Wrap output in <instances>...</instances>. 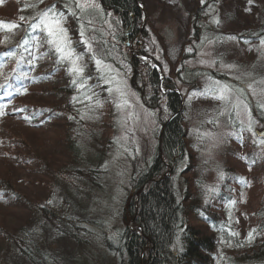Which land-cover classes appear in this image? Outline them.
<instances>
[{"label":"trees","instance_id":"1","mask_svg":"<svg viewBox=\"0 0 264 264\" xmlns=\"http://www.w3.org/2000/svg\"><path fill=\"white\" fill-rule=\"evenodd\" d=\"M140 1L98 0L103 12L108 10L113 14L124 36L130 38L140 31L142 25L144 12L139 6ZM29 3L31 2H19L15 8L19 19L12 23L19 27L8 29L0 25V151L4 148H12L14 152L16 149L10 158L16 160V164L19 163L21 170L26 166L24 161L40 160L33 157L35 151L27 147L28 143L19 139L17 134L19 135V131L20 135L22 134L23 126L38 128L49 123L52 128L59 127L63 132L61 145L64 150L60 156L64 158L67 156L69 160H72L73 165H61L63 169L57 172L46 167L41 160L36 162L38 172H35L32 178L36 186L40 187V193L22 184L13 185L0 176V205L11 211L18 207L27 213L26 217L20 219L23 213L10 212L11 216L7 214L6 217L1 212L0 241L6 247L10 258L5 257V262L3 259L0 260V264H46L47 259H52L48 258L49 253H52L49 248L56 245V242H44V238H36L34 232L36 227H40L47 235L53 234L79 242V237L72 229L77 227V223L86 221L87 218H83V210L78 207L75 196L81 197L82 189L92 191V189L101 188L102 185L103 171L99 164L105 154L106 144L101 142L100 133H97L93 140L97 146L94 158L98 164L85 167L83 144L86 140L81 134L85 131L81 130L78 133L74 129L76 120H80L82 106L87 107L92 101V108H94L102 102V98L106 99V85L102 83L101 73L93 59L94 56L86 45L89 34L83 32L82 35L81 26L86 17H83L74 0H53L51 5L47 4V8L44 9L46 11L51 8L58 14H62V26L66 29L70 48L74 52V58H79L77 63L83 68L79 76L66 71L69 60L66 62L65 59L60 58L55 47L49 43L50 38L43 27L37 29L31 27V24L40 16L41 10L33 3ZM255 6L258 15L260 12L262 18L258 16V24L254 23L253 26L246 24L248 26L238 30V41L242 43L264 44L262 43L264 41V0H257ZM212 8L223 10L222 0H202L193 10L192 33L196 42L204 38L220 39L218 29L222 23L221 17L214 11L210 12ZM102 36L103 33L95 35L96 38L103 39ZM58 68L62 73L66 69L65 75L64 73L61 75L58 89L46 85V88L39 90L43 96L40 99L39 97L33 99L32 102L39 99L36 104L29 101V105L23 103L18 105L19 100L32 93V86L50 82ZM138 71L153 97L150 99L151 110L159 112L161 108L169 115L161 122L162 131L160 133L159 129L158 132V137L161 135V138L157 139L145 168L137 173L132 181V189L126 201L127 213L121 217L123 220L131 218L135 229L132 230L126 225L120 231L119 244L113 250L117 255L118 263L264 264V193L256 209L257 218L251 231V241L246 244L240 243L235 249L220 247L222 242L217 232L226 231L229 225L224 218L225 210L218 212L213 207L223 200L227 203V199H224L226 197L224 191L231 189V185L227 184L229 180L226 177H217L220 186L215 193H213L215 183H211L209 185L211 189L208 190V184L197 178L193 179V183L186 179L181 181L186 189L184 192L176 187L175 171H178L188 152V144L185 143L187 129L183 125V113L186 106L183 95L170 80L159 77L157 69H150L148 73ZM245 75L249 81L254 82L257 77H263L264 66L258 67L253 64L242 76ZM211 79L215 84L218 83L219 86L214 84V88L218 90L221 86L227 85L233 95L243 102L251 121L261 124V120L264 119L261 98L252 99L250 90H246L240 83L232 84L223 76L215 75ZM241 79L242 82L248 81L245 78ZM57 99L61 102L54 103ZM227 117L229 119L227 127L233 132V140L238 145L241 146L246 140H252V153H245L243 157L246 163L254 162L257 166H262L264 156L255 146L258 143L264 144V141L254 136L252 126H246L237 119L233 109ZM7 122L13 125L9 127L12 133L10 135L4 134V129L1 127ZM19 149L22 151L21 156ZM248 157H252V160ZM42 177L52 178L56 182L53 184L43 182L39 179ZM237 179L240 178L237 177ZM56 185L68 188L64 189L63 197L55 190ZM212 193L213 196H210Z\"/></svg>","mask_w":264,"mask_h":264},{"label":"rangeland","instance_id":"2","mask_svg":"<svg viewBox=\"0 0 264 264\" xmlns=\"http://www.w3.org/2000/svg\"><path fill=\"white\" fill-rule=\"evenodd\" d=\"M52 1L0 0V22H4L0 25L18 21L19 15L15 8L19 2H31L29 4L33 3L43 13L47 4L51 5ZM201 1L141 0L139 6L144 12L142 25L140 24V31L130 38L124 36L113 14L108 10L103 12L98 0H74L75 5H81L80 11L83 17H86L81 30L82 33L89 34L86 45L92 52L95 63L97 60L101 62L96 65L101 73L102 83L106 85V99L102 98V102L94 108L92 101L87 107L82 106L80 120H76L74 129L78 133L85 131L81 133L86 140L83 144L85 167L98 164L94 158L97 146L93 140L97 133H100L101 142L106 144L105 154L99 164L103 171L102 185L92 191L82 189L81 197L75 196L78 207L83 210V218L88 220L77 223V227L72 229L79 237V242L53 234L47 235L40 227H36V238H44V242H56V245L49 248L53 255L49 253L48 258L52 259H47L46 264H119L113 251L119 244L118 235L126 225L132 230L135 229L131 218L123 220L121 217L127 213L126 201L132 189V181L137 173L145 168L159 139L161 122L169 115L161 108L159 112L151 110L150 99L153 97L138 70L148 73L153 68L157 69L159 77L172 82L183 95L186 105L183 125L187 129L185 143L188 144V152L178 171H175L176 187L184 192L186 189L181 181L186 179L192 182L197 178L208 184V190L211 189L209 185L215 183V193L220 186L216 178H228L227 184L231 185V189H223L227 203L223 200L214 203L216 206L213 207L218 212L225 210L227 213V217L224 213V218L228 228L226 231L217 232L222 242L220 247L235 249L236 245L251 241V231L257 218L256 209L264 193V162L263 165L260 164L262 166H257L254 162L246 163L243 157L245 153H252V140L244 141L241 146L233 140V132L227 127V114L233 109L239 121L246 126H252L254 134L255 130L260 131L263 126L251 121L243 102L239 101L232 91L223 100L214 98L218 95V89L214 86L219 85L215 84L211 77L219 75L232 84H242L246 90H250L252 99L261 98L264 107V75L257 77L254 82L249 81L246 75L242 76L253 64L264 66V44L238 41V30L248 26L246 24H258L257 17L262 18V15L257 13V0H222L223 10H209L221 17L222 23L219 29L217 28L220 39L204 38L196 42L192 33V14ZM97 33H103V39L96 38ZM70 67L69 61L68 69ZM59 70L60 68L56 70V75L50 82L32 86V93L19 100L18 105L28 104L38 97L40 99L43 95L39 90L46 88V85L58 89L61 75H65L66 69L63 73ZM253 70L258 72L254 68ZM241 78L248 81L242 82ZM39 99L32 104H36ZM58 102L61 101H54ZM11 125L8 122L2 124L4 134H12L9 130ZM62 134L59 127L52 128L51 124L45 123L38 128L23 126L22 134L20 135L19 131L17 137L35 151L33 157L39 158L46 167L58 172L63 169V165L69 166L72 162L67 156H60L64 150L61 145ZM256 145L257 150L264 156V144ZM15 151L13 152L12 148L0 151V176L13 185L22 184L40 193V187L36 186L32 178L34 173L38 172L35 163L40 160L24 161L26 166L21 170L19 163L16 164V160L10 158ZM19 152L21 156L20 149ZM8 155L10 156L7 157ZM236 175L240 179L235 178ZM39 179L50 184L56 182L52 178ZM239 180L241 181L238 182ZM54 188L62 197L64 189H68L63 185H56ZM213 193L210 196H213ZM22 210L17 207L11 211L0 205V216L1 212L6 217L10 212L23 213L20 215V219H23L27 213ZM5 257L10 258L6 247L0 241V260L5 262Z\"/></svg>","mask_w":264,"mask_h":264},{"label":"snow or ice","instance_id":"3","mask_svg":"<svg viewBox=\"0 0 264 264\" xmlns=\"http://www.w3.org/2000/svg\"><path fill=\"white\" fill-rule=\"evenodd\" d=\"M76 6L81 7L79 3H77ZM21 19H23V17H21ZM62 20V14H58L54 9L50 8L41 13L38 19L31 24V27L33 29L43 27L50 38L49 43L55 47V51L60 54V58L62 60L67 59L71 62V67L68 69V71L70 73L80 75L83 72V68L77 64V60L79 58H74L73 50L70 48V42L67 39L66 29H64L62 26ZM3 23L4 22H0V24ZM4 26L8 29L19 27V25L13 23H7L4 24ZM262 43H264V41H262ZM96 63L99 65L101 62L97 60ZM230 91L231 90L227 85L221 86L218 90V95L214 98L223 100L227 97Z\"/></svg>","mask_w":264,"mask_h":264},{"label":"water","instance_id":"4","mask_svg":"<svg viewBox=\"0 0 264 264\" xmlns=\"http://www.w3.org/2000/svg\"><path fill=\"white\" fill-rule=\"evenodd\" d=\"M262 126H263V128H262V130H260V131H256L255 133H256V136L258 137V138H260V139H263L264 140V120H262ZM160 138H161V135L159 136V140H160ZM158 140V141H159ZM160 142V141H159ZM165 176V175H164ZM163 176V177H164Z\"/></svg>","mask_w":264,"mask_h":264}]
</instances>
